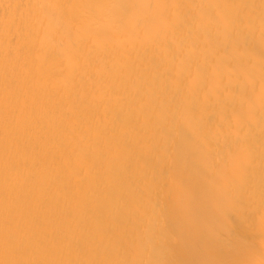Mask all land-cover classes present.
Returning <instances> with one entry per match:
<instances>
[{"label": "bare ground", "instance_id": "1", "mask_svg": "<svg viewBox=\"0 0 264 264\" xmlns=\"http://www.w3.org/2000/svg\"><path fill=\"white\" fill-rule=\"evenodd\" d=\"M0 264H264V0H0Z\"/></svg>", "mask_w": 264, "mask_h": 264}]
</instances>
